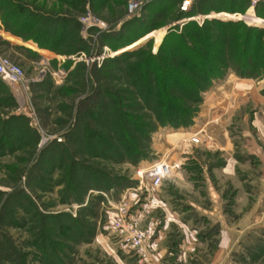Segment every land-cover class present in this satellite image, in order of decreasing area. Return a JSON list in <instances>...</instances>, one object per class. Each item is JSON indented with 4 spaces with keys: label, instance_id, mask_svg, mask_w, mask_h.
<instances>
[{
    "label": "rangeland",
    "instance_id": "374dc122",
    "mask_svg": "<svg viewBox=\"0 0 264 264\" xmlns=\"http://www.w3.org/2000/svg\"><path fill=\"white\" fill-rule=\"evenodd\" d=\"M231 2L191 0L188 13L201 22L205 17H218L215 10L227 8ZM243 4V13L234 18L264 25L263 19L255 17L254 4L249 0ZM260 5L264 11V3ZM177 7L175 0H152L144 13L135 15L127 12L126 0H0V49L19 63L30 79L27 88L16 91L17 97L9 84L0 83V209H6L0 218V264H150L152 248L149 262L140 261L110 222L112 204L123 194L132 207L146 203L151 211L158 189L150 188L147 180L137 187L140 183L134 169L156 159L170 162L172 171L183 161L200 193L205 182L212 185L224 201L219 208L234 219L229 224L233 236L220 244L213 258L210 246L197 240L198 261L193 264H264V178L254 153L250 162L255 170L244 171L240 165L241 169L230 173L220 168L227 162L222 144L217 146L213 140L208 147L189 145L185 139L200 126L209 132L212 124L220 123L218 118L205 122L203 96L215 82L202 92L200 101L185 104L191 108L190 117H177L184 118L178 125L162 124L153 118L140 95L132 71L137 56L110 60L129 50L155 52L163 35L169 30L179 32L186 21L187 15L179 16ZM87 10L104 20L106 27L85 28L78 16ZM158 35L162 37L154 49ZM5 36L34 45L27 47ZM35 37L48 40L56 49L38 46ZM102 53L105 55L99 56ZM36 75L37 79L31 80ZM250 78L260 81L259 91L264 94V77ZM117 103L127 117L119 116ZM259 116V120L264 118ZM227 118L222 120L227 122ZM136 126L143 130L139 132ZM225 126L223 134L231 135L237 129L232 122ZM253 133L263 144L264 135L258 137L254 129ZM106 137L111 147H105ZM233 138L236 141L240 136L236 132ZM129 142L136 149L127 155L132 160L118 155L122 143L127 146ZM243 154L231 150L238 161H243ZM184 155L188 157L181 159ZM246 188L252 198L249 207L242 206ZM32 204L42 213H78L83 232L75 239H65L55 225L43 223ZM43 230L57 236L45 235ZM37 235L41 242H59L60 251L52 252L49 245L38 249L33 245L39 243ZM216 243L213 239L209 245L214 248Z\"/></svg>",
    "mask_w": 264,
    "mask_h": 264
},
{
    "label": "trees",
    "instance_id": "16d2710c",
    "mask_svg": "<svg viewBox=\"0 0 264 264\" xmlns=\"http://www.w3.org/2000/svg\"><path fill=\"white\" fill-rule=\"evenodd\" d=\"M151 1H145L141 5L138 14L140 12L144 13L145 5ZM175 1L177 5V0ZM243 2L236 4L237 0H232L231 6L215 10L218 17H205L201 22L195 21L193 16L196 15L189 14V10H178L181 13L179 16L187 15L186 21L181 23L179 32L169 30L164 35L162 34L163 37H159L161 34L159 32V38L153 46L154 49L161 37L162 39L155 52L146 50L145 53L138 54L134 50H129L110 59H126L131 57L132 54L137 56L132 71L135 73L137 86L141 88L140 95L143 103L153 111V118L156 121L162 124L174 125L183 122L184 118L177 117H190L191 114V108L186 107L185 104L200 101L202 92L208 89L213 82L220 80L227 71H232L241 77H264V25L255 24L257 20H255V23L247 24L242 19L234 18L233 15L236 13H243ZM261 3L264 2L258 0L254 3V14L257 19L264 20ZM222 11L225 14L219 16L218 13ZM207 14L203 15L206 16ZM226 15L228 18H220ZM15 33L25 37L20 32ZM148 34L147 36H149ZM33 40L40 47L56 49L52 43H47L48 40L37 37ZM31 43L26 42L29 46L34 45V43ZM33 47L36 49L35 46ZM37 50H39V47H37ZM101 68L97 70H101ZM0 83L5 82L0 79ZM119 105L120 103L116 104L117 107ZM139 107L141 108V106ZM117 110L120 117H127V113L120 110V107ZM138 124L142 125L144 123ZM136 127H139V132L143 130L142 126ZM103 140L106 148L111 147L112 142L107 137ZM126 140H129L128 137ZM129 141L131 142V140ZM131 144L126 146L122 143V146H120L122 154H118L119 157L125 156L132 160L131 157L127 156L129 152L136 151ZM32 207H35L33 211H36L44 221L43 223L55 225L54 229L59 233H63L65 239H75V235L83 232L81 228L84 223L79 219L78 213L74 216L66 212L42 213L36 209V205L32 204ZM3 210L5 213V206L2 207V210L0 209V218L3 215ZM62 220H65L67 224H63ZM48 229L51 231L50 228ZM43 232H45V235L53 233L48 230H43ZM51 236L57 235L51 234ZM37 238L38 235L35 239L36 243L41 237ZM33 245L40 247L38 248L40 250L49 245L52 252L55 250L59 252L58 247L61 246L57 241H39L38 244Z\"/></svg>",
    "mask_w": 264,
    "mask_h": 264
},
{
    "label": "crops",
    "instance_id": "0c3cea01",
    "mask_svg": "<svg viewBox=\"0 0 264 264\" xmlns=\"http://www.w3.org/2000/svg\"><path fill=\"white\" fill-rule=\"evenodd\" d=\"M6 38L19 44L23 43ZM5 83L10 85L12 93L17 97L16 91L18 90L12 84ZM261 86L259 80L241 77L232 71H227L222 79L216 81L203 96V103L206 106L205 122L211 119L216 121L218 118L220 123L212 124L209 132L204 126H200L201 130L199 129L198 132H191L199 137V141L193 144H204L208 147L213 140L217 146L222 144L221 147L226 149L228 158L226 157L227 162L220 167L221 170L234 173L241 169L240 165L244 171L255 170L250 162V155L254 153L253 159L258 160L259 172L264 178V143L256 141L253 136V129L258 137L261 134L264 135V118L258 119L261 118L259 114L264 116V94L259 91ZM226 115L228 116L227 122L223 121ZM229 122H232L237 129L231 135L223 134L222 130H226L225 125ZM236 132L237 137L240 136V138L235 141L233 137ZM231 150L244 153L243 161H238L240 159L231 155ZM186 156L180 158L185 159ZM177 163H180V166L176 170L171 169L170 174L162 180L158 190L154 193V202L148 217L156 219L157 224L151 236L150 264H193L198 261L194 248L197 240L200 239L201 244L210 246L209 252L213 258L220 244L222 245V242L224 243L233 236L229 234V224L234 223V219H229L226 211L219 208L224 201L219 197L217 189L205 182L201 185L200 193L198 183L191 181L189 177L190 169H187L181 160ZM242 193V198L244 196L246 200L242 206L244 204L249 207L252 199L250 189H243ZM219 209L220 214H218ZM157 211L159 215L155 214ZM213 239L217 240L214 248L209 245ZM188 249L190 252L187 251Z\"/></svg>",
    "mask_w": 264,
    "mask_h": 264
},
{
    "label": "built area",
    "instance_id": "2783aa9c",
    "mask_svg": "<svg viewBox=\"0 0 264 264\" xmlns=\"http://www.w3.org/2000/svg\"><path fill=\"white\" fill-rule=\"evenodd\" d=\"M147 0H126V10L129 14H138L141 5ZM254 4L258 0H249ZM191 4V0H177L179 10L187 11ZM186 19V17H185ZM78 20L81 24L87 27L96 29H104L105 21L100 17L90 12L89 10L79 14ZM84 55V54H82ZM105 55V53H102ZM98 55L95 57H99ZM0 79L15 86L16 90H24L30 79L25 75L22 66L10 59L0 49ZM32 79H37V75ZM59 140V137H56ZM199 141L197 134H191L187 137V143L193 144ZM171 163L165 159H156L145 167L134 169L135 177H137L141 186L143 180H147L150 188L157 190L162 180L171 172ZM147 191V189H146ZM148 192L146 193V195ZM113 215L110 226L115 231L116 235L124 239L126 244L135 250L139 260L147 263L150 260L151 251V236L156 227L157 221L153 218H146L150 212L146 203L132 204L128 202V196L123 194L113 204Z\"/></svg>",
    "mask_w": 264,
    "mask_h": 264
},
{
    "label": "water",
    "instance_id": "95a60500",
    "mask_svg": "<svg viewBox=\"0 0 264 264\" xmlns=\"http://www.w3.org/2000/svg\"><path fill=\"white\" fill-rule=\"evenodd\" d=\"M264 24V23H263Z\"/></svg>",
    "mask_w": 264,
    "mask_h": 264
}]
</instances>
